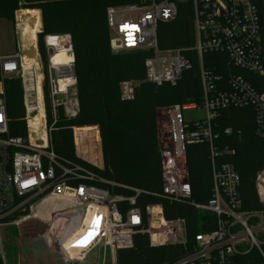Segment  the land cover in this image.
<instances>
[{
  "label": "built area",
  "instance_id": "2783aa9c",
  "mask_svg": "<svg viewBox=\"0 0 264 264\" xmlns=\"http://www.w3.org/2000/svg\"><path fill=\"white\" fill-rule=\"evenodd\" d=\"M186 1L145 0L146 4L107 9L112 48L147 53L144 67L148 83L156 87L177 85L184 72L193 67L186 53H194L199 64L207 121L185 120V111L198 110L195 103L175 105L168 110V142L160 149L159 196L171 203H187L210 211L217 216V223L214 230L196 235L192 251L173 264H240V258L253 251L261 258L259 264H264V168L254 181L262 208L245 209L239 172L233 163L220 160L235 151L216 147L217 136L212 129V122L220 112L253 107L256 134L264 139V92L245 75L264 79L263 21L253 0H227V6L218 0H190L195 44L189 48L161 49L160 26L174 22L179 16L178 3ZM206 55H217L226 62L225 71L218 73L207 67ZM50 57L49 54V60ZM33 68H28L23 50L5 53L0 38V80L21 76L25 119L30 131L24 137L10 135L6 102L0 92V221L12 217L11 223L16 225L31 218L47 222L48 246L69 264L83 262L90 243L105 253L109 251L112 264H116L118 250L132 248L139 233L149 235L152 247L185 244L184 219L167 220L162 204H149L144 209L138 206L141 196L148 192L107 181L56 152L48 134L46 77L40 69ZM68 88L61 91L51 80L49 91L56 122L58 109L65 106L60 94L67 93ZM138 88L135 80L123 81L122 99L133 100ZM41 105L46 110V140L40 139L32 126L40 115ZM76 115L74 112L72 116ZM204 143L210 145L213 175L212 198L205 205L193 200L187 160L189 146ZM114 189L131 194L117 193ZM74 227H80L84 234L79 241L83 247L73 258L63 251V238Z\"/></svg>",
  "mask_w": 264,
  "mask_h": 264
},
{
  "label": "trees",
  "instance_id": "16d2710c",
  "mask_svg": "<svg viewBox=\"0 0 264 264\" xmlns=\"http://www.w3.org/2000/svg\"><path fill=\"white\" fill-rule=\"evenodd\" d=\"M28 9H42L45 33L57 36L56 32H69L73 41L75 54L76 77L80 88V114L76 119L61 122L53 133L56 152L74 161L101 178L138 188L148 192L139 199L138 206L144 209L149 204H162L167 220L178 218L185 220L186 243L152 247L148 234L139 233L134 238V246L117 252V264H173L192 251L195 237L199 233L215 229L217 216L206 210H199L187 203H171L159 196L162 192L161 155L156 110L166 105L178 94L181 105L187 102L200 103L203 95L199 75V64L194 53H186L191 57L193 67L184 72L177 85L169 84L156 87H139L131 101L121 97V83L126 74L142 69L148 57L145 52H135V57L122 59L111 54L109 49L110 30L107 23V7L112 0H22ZM133 1V0H132ZM18 0H0V18L11 19L18 7ZM264 25V0H253ZM178 18L168 24L175 27L173 39L159 40V47L164 43L179 41L173 47L189 48L194 45L193 8L190 0L179 2ZM42 28L40 11L34 10ZM182 24L187 31L182 30ZM57 25L58 31L54 30ZM160 29V28H159ZM39 34V33H38ZM99 47V48H96ZM218 57L217 55H206ZM224 69L219 70L205 63L216 72H224L226 62L222 60ZM251 83L264 92V79L245 73ZM184 80V81H183ZM183 81V83L181 82ZM182 83V84H181ZM172 87V88H170ZM155 88H161L159 89ZM182 95V96H181ZM187 95V97H185ZM183 98V99H182ZM45 100L48 124L51 119V103L45 87ZM5 102L9 119L10 135L24 137L26 123L22 120L25 114L23 105V89L19 80L6 81ZM191 104V103H190ZM62 109L59 110L61 114ZM229 111L235 113L230 114ZM64 112V111H63ZM255 109L253 107L231 108L220 112L212 122L213 133L217 136L214 144L218 148H229L234 155H223L221 161L235 165L241 176V190L244 208L259 210L262 204L255 190L257 171L264 166V139L256 134ZM61 118V115H59ZM83 124L100 125V135L96 128L76 129L78 150L87 156L89 161L101 163V147L104 169H99L73 154V139L70 126ZM234 128L231 134L226 129ZM240 130V131H239ZM89 140V147L86 140ZM86 148V149H85ZM188 172L193 189V200L199 204H208L212 198L213 175L210 159L209 143L194 144L188 148ZM117 193L131 194L130 191L114 189ZM22 215H26L22 214ZM20 216V215H18ZM18 218V217H17ZM261 258L256 251L241 257L240 264H259ZM0 264L3 259L0 253Z\"/></svg>",
  "mask_w": 264,
  "mask_h": 264
},
{
  "label": "rangeland",
  "instance_id": "374dc122",
  "mask_svg": "<svg viewBox=\"0 0 264 264\" xmlns=\"http://www.w3.org/2000/svg\"><path fill=\"white\" fill-rule=\"evenodd\" d=\"M18 7L13 13V16L11 19L9 18H0V38L3 44V49L4 52L7 54H12L18 50H24V43L22 40L21 36V27H20V19L24 16L22 15L23 11L25 10H38L40 11L41 18H42V28L39 33V24L37 20V31H36V36H37V44L39 47V66L40 70L45 74L46 77V83L45 87L48 90L49 93V100L51 103V96H50V85H51V80H54L56 84H58L57 79L58 75L56 70L51 69L50 62L48 59V55H54L55 51L52 50L48 45H47V37L51 36L49 34L45 33V25H44V15L42 9H33V8H26L27 4L24 3L22 0H18ZM223 6H227V0H218ZM145 0H112L111 4H108V7H121V6H127L130 4H146ZM192 6V5H191ZM193 8V6H192ZM35 12V11H34ZM22 16V17H21ZM55 31H58L57 28L58 26L55 25L54 27ZM175 27L172 25H164L162 24L159 29V40L161 41V46L162 41L167 38V39H173L174 35L173 33L175 32ZM182 30L187 31L186 25L182 24ZM39 33V34H38ZM55 34H58L57 36H69L71 40V53H73L74 58V50H73V41L72 37L69 32H56ZM110 35V40H109V49L111 51V54L116 56V57H121L122 59H132L135 57V52L132 51H118L112 48V36L111 32L109 33ZM193 38H194V44H195V34L193 30ZM178 42H175L176 44L182 43L181 41L178 40ZM174 42L170 44L169 42L164 43V48L163 49H169L173 47L175 44ZM183 44V43H182ZM99 48V47H96ZM76 60V58H75ZM205 63L212 66L216 67L219 70L224 69V64L222 62V59L219 57H212L209 56V58L205 59ZM74 65V85L68 88L67 93L60 94V101H62L65 106H62L58 109L57 115H58V120L56 122L55 117H54V112L51 104V119L50 123L48 124V134H49V139L51 141V144H53L54 148L56 149L54 140H53V133L58 130V127L61 122L64 121H69L70 118L71 120L76 119L80 114V86L77 82V77H76V67H75V62L73 63ZM141 67V66H140ZM135 69L134 72L129 73L127 72L126 76L127 78H132L135 80L138 84L139 87H149L147 84L148 82L144 78V74L142 72L141 68ZM76 79V80H75ZM11 80H19L21 82V86L23 89V82L21 76L17 75L14 77H4L0 80V92L2 97L5 99L6 95V81H11ZM184 81V80H183ZM183 81H181L183 83ZM181 83V84H182ZM172 88V87H170ZM159 89L160 91L162 90L161 88H155ZM176 96L172 97V100L170 102H167L166 105L159 106L156 110L157 114V119H158V131H159V141H160V149L164 147L167 142H168V133H167V113L168 110L175 106V105H181L180 102L178 101V94H175ZM182 96V95H181ZM187 97V95L185 96ZM183 99V98H182ZM192 104L193 102H187V104ZM198 105V110H188L185 111L184 113V118L186 121L191 122V123H196V122H205L207 121V114L205 110L203 109V101H202V96H201V102L200 103H195ZM24 105V104H23ZM68 109L69 112H67L66 108ZM61 110V114H59V110ZM64 111V112H63ZM74 112H77L76 116H72ZM80 112V113H79ZM228 113L232 114L233 112L229 111ZM235 114V113H233ZM61 115V118L60 116ZM68 115V116H67ZM26 113L24 114V117L22 120L26 123V128H25V135L27 136L29 134V128H28V123L25 119ZM76 117V118H75ZM47 123H48V118H47ZM96 128L99 132L100 135V125L98 124H83V125H73L70 126V129L72 131V137L73 139V154L75 158L82 159L83 161L88 162L89 160L87 159V156L81 154L78 150V145H77V140H76V129L79 128ZM234 130L233 127L229 126L226 129V133L231 134L232 131ZM240 131V130H239ZM89 140H86V146L89 144ZM89 145L87 146V148ZM100 147H101V157L103 158L102 154V145H101V138H100ZM86 149V148H85ZM57 150V149H56ZM61 156V155H60ZM63 157V156H62ZM103 163L104 160L102 159ZM74 162V161H72ZM76 163V162H75ZM95 166L96 163L92 162ZM101 164V163H99ZM97 167V166H96ZM264 168V166L257 171V174ZM104 169V167L102 168ZM256 174V175H257ZM17 213V212H16ZM15 213V214H16ZM22 213V212H21ZM14 214V217L17 215ZM19 215V213H18ZM13 216V215H12ZM30 220V221H29ZM25 222H23L20 225L12 224L11 222L13 221L12 217L5 218L0 221V253L1 257L3 259L4 264H17V259L20 257V263L21 264H28L27 263V258H36L39 261V264H69L66 263L63 258L53 251L47 244V237L46 234L49 230V225H47V222L40 220V219H35L31 218ZM45 235V236H44ZM186 236V235H185ZM80 240L76 241L74 244H72L69 248V251L72 252V255L75 256L76 253L82 248L83 244L79 242ZM91 239L88 238L87 242H90ZM96 244L90 243L89 248H88V253L86 255V258L83 262H80L79 264H112V259L109 251L104 252L103 249H100L99 246H95ZM175 245V244H172ZM33 258V259H34ZM64 262V263H63ZM77 264V263H76ZM116 264H117V254H116Z\"/></svg>",
  "mask_w": 264,
  "mask_h": 264
},
{
  "label": "bare ground",
  "instance_id": "6f19581e",
  "mask_svg": "<svg viewBox=\"0 0 264 264\" xmlns=\"http://www.w3.org/2000/svg\"><path fill=\"white\" fill-rule=\"evenodd\" d=\"M22 19H20V27H21V36L24 43L25 49L23 50L25 55V62L28 65V68H32L38 70L40 68L39 64V47L37 44V20L35 17V12L25 10L23 11ZM40 33V32H39ZM47 45L55 51L54 55L50 57V66L51 69L56 70L58 75V85L61 91H66L68 87L74 85V65L75 58L73 53H71V40L69 36H48L47 37ZM42 79V76L40 77ZM76 80V79H75ZM40 99L42 101V87H40ZM46 110L44 105L40 107V115L38 118L32 122L33 132L36 133L40 139H47V131H46ZM34 137V136H33ZM91 214H89L87 221L90 222ZM30 221V220H29ZM22 224V223H21ZM48 225V224H47ZM73 227V226H72ZM84 232L80 229V227H74L70 229V232L64 236L63 243L64 248L63 251L67 252L71 257H75L72 255V252L69 251V248L76 241L80 240ZM45 236V235H44Z\"/></svg>",
  "mask_w": 264,
  "mask_h": 264
},
{
  "label": "crops",
  "instance_id": "0c3cea01",
  "mask_svg": "<svg viewBox=\"0 0 264 264\" xmlns=\"http://www.w3.org/2000/svg\"><path fill=\"white\" fill-rule=\"evenodd\" d=\"M34 12V11H33ZM36 14V13H35ZM36 16V15H35ZM103 159V158H102ZM86 160H89L88 158L86 159ZM88 162H90L91 164H93L91 161H88ZM94 165V164H93ZM96 166H97V168H99V169H102L103 167H104V163H103V161H101V164H96ZM34 258V257H33ZM27 258V263L28 264H39V261L36 259V258ZM64 263V262H63ZM17 264H21L20 263V257H18V259H17Z\"/></svg>",
  "mask_w": 264,
  "mask_h": 264
},
{
  "label": "snow or ice",
  "instance_id": "6c2138e0",
  "mask_svg": "<svg viewBox=\"0 0 264 264\" xmlns=\"http://www.w3.org/2000/svg\"><path fill=\"white\" fill-rule=\"evenodd\" d=\"M134 27V26H133Z\"/></svg>",
  "mask_w": 264,
  "mask_h": 264
}]
</instances>
